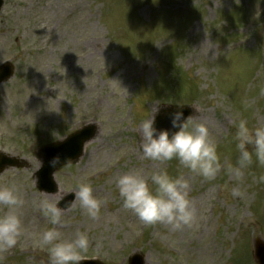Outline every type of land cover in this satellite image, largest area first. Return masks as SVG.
Listing matches in <instances>:
<instances>
[{
  "label": "rangeland",
  "instance_id": "obj_1",
  "mask_svg": "<svg viewBox=\"0 0 264 264\" xmlns=\"http://www.w3.org/2000/svg\"><path fill=\"white\" fill-rule=\"evenodd\" d=\"M263 12L264 0H4L0 64L12 62L14 74L0 85V152L32 167L0 176L26 201L24 233L0 250L2 264H49L34 238L51 227L64 239L87 233L84 259L100 264H127L139 252L145 264H256L254 240L264 242V183L256 177L264 166L254 163L239 181L223 168L211 181L194 177L176 159L143 158L138 125L157 103L156 116L162 105L191 106L190 116L208 124L221 163L235 165L233 121L264 124ZM88 122L97 126L94 140L55 178L58 191L90 183L104 201L101 214L92 220L77 203L63 213L65 224L52 225L33 204L42 198L33 150ZM161 168L188 179L191 227L145 225L123 207L117 178Z\"/></svg>",
  "mask_w": 264,
  "mask_h": 264
},
{
  "label": "clouds",
  "instance_id": "obj_2",
  "mask_svg": "<svg viewBox=\"0 0 264 264\" xmlns=\"http://www.w3.org/2000/svg\"><path fill=\"white\" fill-rule=\"evenodd\" d=\"M261 94L264 95V89ZM159 104H155L138 125L143 158L161 165L176 159L190 175L209 181L214 180L222 168L239 181L244 170L254 163L264 166V124L250 128L244 119L233 121V140L239 155L235 165L231 161L222 164L208 124L195 117L183 118V112L176 111L171 114V125L178 130L171 135L168 129L158 130L154 125ZM193 106L200 111L199 105ZM58 162L59 157H54L50 163L55 166ZM256 181L264 183V174L257 176ZM116 184L123 207L131 210L145 225L166 224L176 231L191 227L196 221V209L188 194L189 181L183 172L173 177L166 168H161L145 176L142 170L134 169L121 174ZM69 192L74 193V200L66 208H61L59 202ZM233 195L241 197L243 192L234 188ZM25 203L23 194L15 185H0V250L14 248L23 235L22 208ZM77 203L90 219L96 220L104 201L94 195L90 183L80 182L64 191L43 193L41 199L33 202L52 225L65 224L63 213L76 207ZM34 244L47 250L49 264H79L89 250L90 240L87 233L79 231L74 238L64 239L58 228L51 227L36 235Z\"/></svg>",
  "mask_w": 264,
  "mask_h": 264
},
{
  "label": "water",
  "instance_id": "obj_3",
  "mask_svg": "<svg viewBox=\"0 0 264 264\" xmlns=\"http://www.w3.org/2000/svg\"><path fill=\"white\" fill-rule=\"evenodd\" d=\"M2 2L0 0V6ZM12 74V69L8 65L7 68L0 70V83L7 80ZM176 107H166L162 113L157 116L155 127L159 129H168L174 132L176 129L171 128V114L178 111ZM189 112V108H185ZM186 116V114L184 115ZM92 130H82L62 142L46 146L37 151V157L42 160V167L34 174L36 180V187L45 193H52L56 189V183L53 178L54 172L61 167L75 163L82 156L84 145L94 137L96 127H91ZM54 157H59V162L53 166L50 162ZM26 162L8 157L0 153V173L8 167H25ZM28 167V166H27ZM61 204V203H60ZM264 249H260L259 253L262 254ZM263 255V254H262Z\"/></svg>",
  "mask_w": 264,
  "mask_h": 264
}]
</instances>
